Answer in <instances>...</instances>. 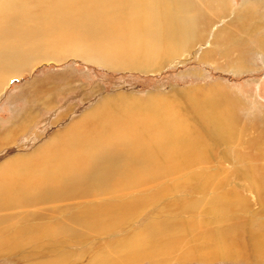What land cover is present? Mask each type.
Masks as SVG:
<instances>
[{
    "label": "rangeland",
    "instance_id": "obj_1",
    "mask_svg": "<svg viewBox=\"0 0 264 264\" xmlns=\"http://www.w3.org/2000/svg\"><path fill=\"white\" fill-rule=\"evenodd\" d=\"M243 1L231 0V16L220 22L217 18L211 31L182 53L151 62L139 60L138 68L90 60L86 48L73 47L61 33L34 41L33 61L7 76L0 86V181L4 169L32 163L39 148L57 134L60 137L55 140L60 139L70 125L94 108H98L94 116L124 111L110 102L115 97L122 98L113 99L115 103L133 107V115L154 106L157 111L169 110L188 119L202 132L196 99L217 97L216 103L202 111L210 109L230 130L222 138L204 132V159L190 160L186 172L164 175L156 182L150 179L151 183L132 194L133 190L118 192L119 203L161 192L153 202L144 198L148 204L121 225L84 232V237L68 236L61 241L56 237L53 242H61L60 248L33 237L21 251L0 248V264H264V135L260 136L262 128L258 127L259 123L264 126V58L250 50L256 39L247 33L254 27L264 34V0L242 32L223 43L214 41L215 33L234 18ZM241 39L248 44H240ZM129 121L141 124L142 119ZM256 140L257 146L252 144ZM32 169L27 168L26 179L46 188L54 185L33 176ZM251 175L260 177L259 191L249 185ZM105 200L112 199L67 197L36 208L1 210L0 228L6 226V230L0 232V243L16 227L45 229ZM35 209H41V214L20 218V213ZM2 217L8 222L2 223ZM159 223L157 230L151 228ZM146 236L154 237L149 244L160 256L133 258L139 248L143 251L141 242Z\"/></svg>",
    "mask_w": 264,
    "mask_h": 264
},
{
    "label": "bare ground",
    "instance_id": "obj_2",
    "mask_svg": "<svg viewBox=\"0 0 264 264\" xmlns=\"http://www.w3.org/2000/svg\"><path fill=\"white\" fill-rule=\"evenodd\" d=\"M261 1H243L234 11V18L215 33L214 41L223 43L236 36L238 31L242 32L244 24L249 26V20L255 17ZM231 9V0H0V86L7 82V76L16 74L22 65L33 61L34 41L45 40L50 34L61 33L73 47L86 48L89 54L84 55L90 60H100L116 67L138 68L139 64H135L139 60L151 62L182 53L206 36L217 18L220 22L222 17L231 16ZM258 30L253 27L247 32L256 39V46L250 50L264 58V34ZM246 39L239 43L247 45ZM113 99L110 102L123 107L125 113L115 110L94 116V111L98 110L94 108L70 125L60 139L55 140L57 134L52 138L54 140L39 148L32 163L24 162L4 169L0 181V211L36 208L67 200V197L104 196L112 200L87 207L53 226H44L47 227L45 229H41L43 226L25 230L24 225L21 230L16 227L6 241H1L0 248L4 247L8 252L21 251L33 237L50 244V247H58L61 242L54 243L56 237L60 241L67 240L68 236L84 237V232L117 226L148 204L144 198L153 202L161 194L158 190L150 197L144 195L134 197V202L119 203V193L133 190L132 194L151 183L150 179L156 182L164 175L186 172L191 166L190 160L200 162L204 159V147L207 145L204 132L205 135L213 133L222 138L230 130L226 122L210 109L202 111L216 103L217 97L196 99L195 105L200 107L197 121L204 127V132L169 110L157 111L159 108L149 106L145 108L147 113L136 116L133 115V107L117 104ZM108 100L104 102L108 103ZM129 118L142 119V122L133 124ZM258 127L262 128L260 136L264 135V126L259 123ZM252 144L257 146V140ZM30 166L36 172L32 173L33 176L53 181L54 185L46 188L26 179ZM247 179L249 185L258 190L260 177L251 175ZM92 183L102 186H90ZM108 183L112 186H106ZM40 212L41 209H35L19 216L27 220L40 215ZM3 219L2 223L8 222V219ZM24 220L22 222L25 223ZM159 226L160 223L151 228L157 230ZM5 228L2 226L0 232ZM153 238L144 237L141 242L145 244L143 251L139 248L133 253V258L156 257L158 251L149 244Z\"/></svg>",
    "mask_w": 264,
    "mask_h": 264
}]
</instances>
